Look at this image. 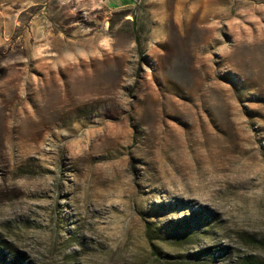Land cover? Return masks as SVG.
<instances>
[{
  "label": "rangeland",
  "instance_id": "obj_1",
  "mask_svg": "<svg viewBox=\"0 0 264 264\" xmlns=\"http://www.w3.org/2000/svg\"><path fill=\"white\" fill-rule=\"evenodd\" d=\"M0 256L264 264V0H0Z\"/></svg>",
  "mask_w": 264,
  "mask_h": 264
},
{
  "label": "trees",
  "instance_id": "obj_2",
  "mask_svg": "<svg viewBox=\"0 0 264 264\" xmlns=\"http://www.w3.org/2000/svg\"><path fill=\"white\" fill-rule=\"evenodd\" d=\"M14 262H15V260H14ZM0 264H8V263L4 262V259L2 256H0ZM255 264H259V263H255Z\"/></svg>",
  "mask_w": 264,
  "mask_h": 264
},
{
  "label": "bare ground",
  "instance_id": "obj_3",
  "mask_svg": "<svg viewBox=\"0 0 264 264\" xmlns=\"http://www.w3.org/2000/svg\"><path fill=\"white\" fill-rule=\"evenodd\" d=\"M105 43V42H104Z\"/></svg>",
  "mask_w": 264,
  "mask_h": 264
}]
</instances>
